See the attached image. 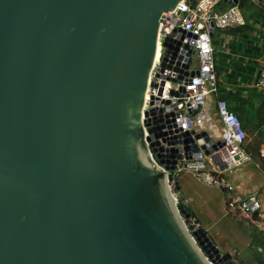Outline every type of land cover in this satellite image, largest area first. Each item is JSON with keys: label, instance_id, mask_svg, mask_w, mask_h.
<instances>
[{"label": "water", "instance_id": "1", "mask_svg": "<svg viewBox=\"0 0 264 264\" xmlns=\"http://www.w3.org/2000/svg\"><path fill=\"white\" fill-rule=\"evenodd\" d=\"M176 1L0 0V264H232L168 197L180 140L147 128L166 172L138 121ZM195 136L184 157L200 143L223 167L222 142Z\"/></svg>", "mask_w": 264, "mask_h": 264}, {"label": "built area", "instance_id": "2", "mask_svg": "<svg viewBox=\"0 0 264 264\" xmlns=\"http://www.w3.org/2000/svg\"><path fill=\"white\" fill-rule=\"evenodd\" d=\"M220 2L226 1L177 0L173 7L161 14L159 19L156 36L160 46V57L154 66V71L157 66L159 69L156 70L157 75L152 74L148 81L146 103L142 108L140 120L148 156L166 172L168 170L163 164L158 163L155 152L146 139L150 135L147 128L155 127L154 130L157 131L156 126L159 125L160 131H166V135L176 136V139L180 140L175 146L182 148V157L177 159L172 170V178L170 180L166 178L172 193L175 191L174 181L183 171L190 172L209 185L219 184L231 189V185L222 175L223 171L240 167L252 158V154L245 149L247 133L239 114L229 108L227 100L223 97H217L215 100L207 99L208 95L219 91L213 44L214 31L216 28L240 26L244 23L238 4L226 3V6L219 8ZM194 59H196L195 65H193ZM192 70L193 74H190ZM180 74L182 77L177 81ZM254 86L264 89V67L258 71ZM209 106L215 111L219 124V127L213 126L220 130V137L216 140L212 139L209 128L204 127L205 122L210 118ZM201 130L207 131L211 144L222 142L212 153H218L223 167L211 159V153H206L200 147V143H197L198 150H192L189 157H184V145H191L193 141L198 142L195 134ZM158 139L160 140L161 136ZM257 151L264 162V141L259 144ZM225 206L228 212L237 210L244 215L255 216V225L264 236V222H261L264 208L256 192L247 193L238 199L230 197L225 200ZM196 221L195 218L194 222L198 226ZM259 249L261 250V247ZM224 262L225 260L221 263Z\"/></svg>", "mask_w": 264, "mask_h": 264}, {"label": "crops", "instance_id": "3", "mask_svg": "<svg viewBox=\"0 0 264 264\" xmlns=\"http://www.w3.org/2000/svg\"><path fill=\"white\" fill-rule=\"evenodd\" d=\"M239 3H242V4L240 5ZM239 3H238V6L244 18V23L240 26H227L223 28H216L215 30H217L219 38L222 39L223 52H225L226 55L228 56L227 61L230 62L232 66L240 65L242 63L240 61L241 59H245L244 62H246L249 59H252L255 62H257V65L262 64L260 67L250 66L251 68H253L251 71L252 73H248L247 75L250 78L252 74H254L253 76L255 80V77L258 71L264 67V0L263 1L240 0ZM226 5H227L226 2H220L218 4V7L222 8ZM243 6L247 7L245 12L242 10ZM215 43H216V40L213 38V44L215 48V60H216L218 81H219V91H218L219 96L218 97L225 98L229 106H231L232 109H234V111H237V113H239L241 120H242L243 127L247 133V138L249 136V139H247L246 144L256 142L258 143L257 145L259 146V144L264 141V130H262V127L264 125V107L262 106V107L254 108L252 105H248L247 107V105L244 104L246 102L245 97L244 99L236 97L237 92H238V90L236 89L238 87L235 86L234 84L236 81L235 80L236 74L230 75L229 78L227 77V79L224 80V77L220 70L221 69L220 57L217 54L221 50L217 49ZM224 83H226V85ZM228 83L231 85H228ZM249 85L251 87H255L254 82L253 84L250 83ZM255 88H258V87H255ZM258 90L262 91V93L264 94V89L258 88ZM231 97L239 99V100H235V103L237 104H232V102L229 101L228 98H231ZM215 98L217 97H214L211 100H215ZM258 106H261V104H259ZM208 110H209L210 118L209 120L205 122L204 127L208 128L209 126H215V125L218 126L219 124L217 122L216 115L214 114L215 111L213 110L214 111L213 113L211 111L212 108H210V106ZM210 120L212 121L210 122ZM251 160L248 161L249 163L246 162L248 164L244 163L246 165L243 166V169H242L243 171H238V170L235 171L236 175L233 177L235 181L231 182L224 178L225 181H227L231 185V189L225 188L224 186H221L219 184L218 185L221 186L228 193L226 194L227 195L226 199H229L230 197L238 199V198L244 197L247 193L256 192L264 208V201H263L264 200V175H259L255 173V171L258 170V168L253 169ZM254 165L258 167L259 164L258 162H254ZM185 202H188L186 198H185ZM189 204L192 207V203H189ZM230 212L234 214L240 213L237 210L236 211L232 210ZM193 214L195 215V212H193ZM249 218L253 221L254 219L256 220L255 216L253 215H249ZM198 221L201 224V221L199 219ZM250 226L252 225H249V226L247 225V229H246L247 231L251 229L249 228ZM225 230L226 229H223L222 231H225ZM234 231L236 232L234 236L236 237L241 236L240 230L237 231V228H236ZM240 241H242L241 243H239L241 244L240 247H242L243 244H246V246H248L246 241L242 240L241 237H240ZM258 246H261V245L259 244L256 246L253 244L250 245V248L252 250L248 248L251 250L250 256L248 257L238 258L235 254H238L239 250H237V253H233V254L231 253L232 262L233 263L241 262L242 264H264V248L261 246L262 249L260 250Z\"/></svg>", "mask_w": 264, "mask_h": 264}, {"label": "rangeland", "instance_id": "4", "mask_svg": "<svg viewBox=\"0 0 264 264\" xmlns=\"http://www.w3.org/2000/svg\"><path fill=\"white\" fill-rule=\"evenodd\" d=\"M247 9L246 6L242 7V10L245 12ZM213 38L216 40V47L218 50H221L218 52V56L220 57V65H221V72L224 77V80L229 78L230 75L236 74L235 78V86L238 90L237 96L238 98L245 97L246 102L245 105H252L254 108L258 107H264V94L262 91L258 90V88L251 87L249 84H253L254 80V74L249 78L247 75L248 73H252V69L250 66L253 67H260L262 64H258L252 59L247 60L244 62L245 59H241L242 62L240 65L232 66L230 62L227 61L228 56L225 52H223V42L222 39L219 38L217 30H215L213 34ZM196 64V59H194L193 65ZM244 64V65H243ZM220 80V79H219ZM249 83V84H248ZM226 85V83H224ZM228 85H231L228 83ZM219 87V81L218 85ZM230 89V88H229ZM218 92L216 94H210L208 95L207 99L211 100L214 97H218ZM221 96V95H220ZM232 104L235 103V100H239L237 98H228ZM261 104V106H258ZM229 105V104H228ZM251 106V107H252ZM213 113V109L211 110ZM215 114V113H214ZM210 132L212 133V139L216 140L220 137V130L215 129L213 126L208 127ZM262 130H264V125L262 127ZM249 139V136L248 138ZM258 143H252V145H257ZM256 159V160H255ZM254 162H258V167L254 165ZM249 163V162H248ZM246 163V164H248ZM246 164L240 166V167H233L231 169H226L223 171L222 175L226 180H229L231 182L235 181L234 176L236 175L235 171H243V166ZM251 164L254 168H258V170L255 171L256 174L264 175V167L260 163L258 156L254 157L252 155ZM263 169V170H262ZM180 188L177 191H173L174 197L176 198L177 206L179 207L178 202L184 203V206L189 207L192 203V210L195 212V217H197L200 221L202 227L206 231H208L209 237L212 239V241L220 248L221 251H229L230 253H237V250H239L238 254H235L238 258H244L250 256V251L252 250L250 248V245H261L264 248V236L262 231L254 225V221L249 218V216L244 215L243 213L234 214L232 212H228L225 206V200H226V194H228L221 186L219 185H209L207 183L202 182L200 179H197L194 177L190 172L183 171L180 173V176L178 178ZM260 181V180H258ZM185 198L188 202H185ZM264 201V200H263ZM183 221L189 232L193 229H196L198 226L194 222L195 218H192V216H182ZM236 224V225H235ZM244 224V225H243ZM211 225V226H209ZM247 225H252L249 228H251L249 231H247ZM209 227V228H207ZM237 228V231L240 230L241 238L242 240H245L246 244H243L242 247H240L242 241H240V237H236L235 235V229ZM223 229H226L225 231H222ZM210 232V233H209ZM249 232V234H248ZM261 246H258L261 247ZM261 247V249H262ZM250 248V249H248ZM254 250V249H253ZM255 251V250H254ZM253 253V252H252ZM251 253V254H252ZM235 256V257H236ZM239 260V259H238Z\"/></svg>", "mask_w": 264, "mask_h": 264}, {"label": "bare ground", "instance_id": "5", "mask_svg": "<svg viewBox=\"0 0 264 264\" xmlns=\"http://www.w3.org/2000/svg\"><path fill=\"white\" fill-rule=\"evenodd\" d=\"M172 7H173V5H172ZM154 40H155V46H154V51H153V53L151 55L150 71H149V75H148V79H147V82H146V86H145L143 95L141 97V103H140V106H139V119H138L139 122H140V117L142 116V108H143V106L146 103L145 99L147 98L148 81L151 79V75L153 74L152 72L154 71V66L156 65L157 59L160 57V46H159V43H158L157 36H156V38ZM164 182H166V179H165ZM166 186L167 185L165 183V187ZM168 197H169L171 202H173L175 200L174 194L172 192H170V195L168 194ZM178 218H179L180 224L182 223V226H184L185 224H184L183 218L182 217H178ZM192 244H193L192 246H193L194 251L199 253V249L197 248V246L194 243H192ZM207 261L210 263V261L208 259H207Z\"/></svg>", "mask_w": 264, "mask_h": 264}, {"label": "trees", "instance_id": "6", "mask_svg": "<svg viewBox=\"0 0 264 264\" xmlns=\"http://www.w3.org/2000/svg\"><path fill=\"white\" fill-rule=\"evenodd\" d=\"M229 108L231 109V110H233L234 111V109H232V107L231 106H229ZM237 112V111H236ZM239 114V113H238ZM240 116V115H239ZM241 118V117H240ZM242 121V120H241ZM257 148H258V145H252V143H247L246 145H245V149L248 151V152H250L254 157H257L258 156V158H259V161H260V163L263 165V167H264V162L262 161V159L260 158V156L258 155V151H257ZM179 203V206L181 205V206H184V203H182V202H178ZM186 207V206H185ZM187 208H189L190 210H191V208L190 207H187ZM192 211V210H191ZM191 216H193V217H195L194 216V214H193V212L191 213ZM196 218V217H195ZM197 219V218H196ZM264 219H263V217H262V219H261V222L263 223L264 221H263ZM241 262H238V263H233L232 262V264H240ZM242 264V263H241Z\"/></svg>", "mask_w": 264, "mask_h": 264}, {"label": "clouds", "instance_id": "7", "mask_svg": "<svg viewBox=\"0 0 264 264\" xmlns=\"http://www.w3.org/2000/svg\"><path fill=\"white\" fill-rule=\"evenodd\" d=\"M175 191H177V190H175Z\"/></svg>", "mask_w": 264, "mask_h": 264}]
</instances>
